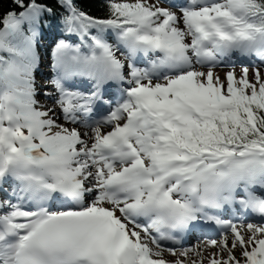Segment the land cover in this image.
<instances>
[{"label":"snow or ice","instance_id":"1","mask_svg":"<svg viewBox=\"0 0 264 264\" xmlns=\"http://www.w3.org/2000/svg\"><path fill=\"white\" fill-rule=\"evenodd\" d=\"M96 2L0 0V264H264V0Z\"/></svg>","mask_w":264,"mask_h":264},{"label":"trees","instance_id":"2","mask_svg":"<svg viewBox=\"0 0 264 264\" xmlns=\"http://www.w3.org/2000/svg\"><path fill=\"white\" fill-rule=\"evenodd\" d=\"M82 6L94 15H102L96 0H81Z\"/></svg>","mask_w":264,"mask_h":264},{"label":"rangeland","instance_id":"3","mask_svg":"<svg viewBox=\"0 0 264 264\" xmlns=\"http://www.w3.org/2000/svg\"><path fill=\"white\" fill-rule=\"evenodd\" d=\"M193 243H195V242H193Z\"/></svg>","mask_w":264,"mask_h":264},{"label":"bare ground","instance_id":"4","mask_svg":"<svg viewBox=\"0 0 264 264\" xmlns=\"http://www.w3.org/2000/svg\"><path fill=\"white\" fill-rule=\"evenodd\" d=\"M219 71V70H218Z\"/></svg>","mask_w":264,"mask_h":264}]
</instances>
